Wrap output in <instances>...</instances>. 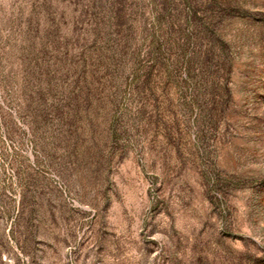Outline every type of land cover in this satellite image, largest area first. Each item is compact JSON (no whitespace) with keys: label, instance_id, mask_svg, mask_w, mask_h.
I'll use <instances>...</instances> for the list:
<instances>
[{"label":"rangeland","instance_id":"374dc122","mask_svg":"<svg viewBox=\"0 0 264 264\" xmlns=\"http://www.w3.org/2000/svg\"><path fill=\"white\" fill-rule=\"evenodd\" d=\"M0 264H264V0H0Z\"/></svg>","mask_w":264,"mask_h":264}]
</instances>
